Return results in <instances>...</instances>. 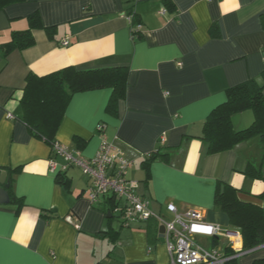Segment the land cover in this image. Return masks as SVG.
Segmentation results:
<instances>
[{
    "label": "crops",
    "instance_id": "obj_1",
    "mask_svg": "<svg viewBox=\"0 0 264 264\" xmlns=\"http://www.w3.org/2000/svg\"><path fill=\"white\" fill-rule=\"evenodd\" d=\"M131 10L142 22L137 41L127 20ZM36 14L42 27L32 28ZM29 29L34 44L5 54L14 33ZM69 66H128L127 96L112 113L110 88L76 93L55 141L91 158L104 123L103 134L132 163L128 177L158 216L172 215L173 204L180 214L195 210L208 223L232 228L215 206L219 181L264 211V198L258 197L264 180L243 174L262 159L259 138L214 155L201 139L210 113L227 101V90L261 78L264 0H23L0 10V169L12 181L10 203L0 205V264H170L156 220L116 227L118 214L108 218L103 202L91 204L90 180L80 169L71 167L68 183H60L50 168V144L25 123L28 76ZM232 120L243 130L254 114L247 110ZM157 151L167 156L147 162ZM198 240L240 252L236 264H263L256 261L264 259V245L244 251V241L234 249L225 237Z\"/></svg>",
    "mask_w": 264,
    "mask_h": 264
},
{
    "label": "trees",
    "instance_id": "obj_2",
    "mask_svg": "<svg viewBox=\"0 0 264 264\" xmlns=\"http://www.w3.org/2000/svg\"><path fill=\"white\" fill-rule=\"evenodd\" d=\"M23 0H0V10L7 5ZM130 23L133 41L142 37V31L137 26L141 24L138 14L131 10ZM32 28L42 27L38 15L30 17ZM51 31L50 28L47 29ZM32 30L15 32L10 42L4 44L5 54L13 49H26L34 44ZM130 78L128 66H117L93 70H78L66 67L46 76L30 74L22 98L24 121L34 135L42 138L50 146L55 142V133L65 114L66 107L76 93L110 88L112 96L108 104V112L117 111V105L125 100ZM250 110L254 114L253 123L243 129L236 130L233 116ZM259 138L262 148V159L259 164L250 163L243 174L250 179L264 180V71L260 80L250 79L227 90V101L216 107L208 116L204 124L201 139L206 146L208 155L230 151L237 145ZM167 154L160 151L150 154L147 162L162 159ZM60 183L67 184L65 173H59ZM11 181V180H10ZM12 188V181L11 187ZM241 190L231 184L219 181L216 194V208L226 213L230 219L232 229L239 231L244 241V251L264 245V211L255 203L243 201ZM264 198V193L258 196ZM19 201L18 199H15ZM102 208L104 212H112L114 197L107 198ZM149 220L146 224H150ZM158 227L155 228L157 238ZM227 256H233L232 248L225 249ZM237 257L228 264H236ZM263 263L264 259L257 260Z\"/></svg>",
    "mask_w": 264,
    "mask_h": 264
},
{
    "label": "built area",
    "instance_id": "obj_3",
    "mask_svg": "<svg viewBox=\"0 0 264 264\" xmlns=\"http://www.w3.org/2000/svg\"><path fill=\"white\" fill-rule=\"evenodd\" d=\"M129 23L132 17L127 15ZM137 28L142 29L139 24ZM68 45V40H63ZM104 123L98 125L102 141L95 156L88 158L80 151L55 141L51 146L54 158L50 160L52 172L66 173L71 167H76L90 180L89 199L93 206H99L109 197H114L113 210L109 213L118 214L122 225L143 224L156 220L165 227L164 243L167 246L170 264H228L241 253L235 252L227 256L225 252L214 246H204L199 242V236L219 239L228 238L235 249L236 241H241L239 231L233 232L217 224L208 223L200 212L189 210L183 214L177 211L173 204L168 210L173 218L168 220L155 214L150 208V198L137 192V182L128 177L132 163L124 156L123 151L111 142L103 132ZM62 160V163L57 161Z\"/></svg>",
    "mask_w": 264,
    "mask_h": 264
},
{
    "label": "water",
    "instance_id": "obj_4",
    "mask_svg": "<svg viewBox=\"0 0 264 264\" xmlns=\"http://www.w3.org/2000/svg\"><path fill=\"white\" fill-rule=\"evenodd\" d=\"M11 187V181L8 178V172L6 170L0 169V205L9 204L10 203V194L9 189ZM108 218L111 217V213H108ZM229 230L236 232L237 230L230 228ZM165 231V227L161 226L159 229L160 232V241L164 242L163 233Z\"/></svg>",
    "mask_w": 264,
    "mask_h": 264
},
{
    "label": "rangeland",
    "instance_id": "obj_5",
    "mask_svg": "<svg viewBox=\"0 0 264 264\" xmlns=\"http://www.w3.org/2000/svg\"><path fill=\"white\" fill-rule=\"evenodd\" d=\"M162 217H163V216H162ZM164 218L170 220V219L173 218V215H167V216H165ZM113 223L115 224L116 227H118V226L120 227V226L122 225V222H121L118 218H117V219L114 218ZM236 244H238V245L243 244V239H242L241 241H236ZM203 245H204V246H209V247H210V245H208L207 243H204V242H203Z\"/></svg>",
    "mask_w": 264,
    "mask_h": 264
}]
</instances>
